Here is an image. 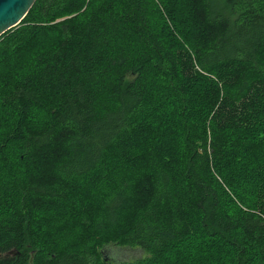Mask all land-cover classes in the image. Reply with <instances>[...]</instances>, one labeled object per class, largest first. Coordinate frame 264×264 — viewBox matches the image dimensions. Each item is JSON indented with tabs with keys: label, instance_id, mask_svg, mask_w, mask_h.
<instances>
[{
	"label": "trees",
	"instance_id": "1",
	"mask_svg": "<svg viewBox=\"0 0 264 264\" xmlns=\"http://www.w3.org/2000/svg\"><path fill=\"white\" fill-rule=\"evenodd\" d=\"M0 264H264V0H35L0 36Z\"/></svg>",
	"mask_w": 264,
	"mask_h": 264
},
{
	"label": "water",
	"instance_id": "2",
	"mask_svg": "<svg viewBox=\"0 0 264 264\" xmlns=\"http://www.w3.org/2000/svg\"><path fill=\"white\" fill-rule=\"evenodd\" d=\"M35 0H0V36L16 26Z\"/></svg>",
	"mask_w": 264,
	"mask_h": 264
},
{
	"label": "rangeland",
	"instance_id": "3",
	"mask_svg": "<svg viewBox=\"0 0 264 264\" xmlns=\"http://www.w3.org/2000/svg\"><path fill=\"white\" fill-rule=\"evenodd\" d=\"M109 253H114L118 255V258L124 259V260H132L135 258H139L142 256L138 250L130 249V248H113L110 249ZM141 255V256H140Z\"/></svg>",
	"mask_w": 264,
	"mask_h": 264
}]
</instances>
